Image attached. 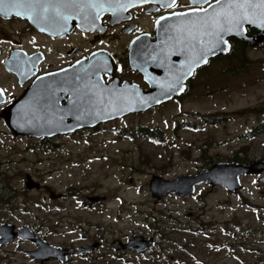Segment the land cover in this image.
Listing matches in <instances>:
<instances>
[{"label": "rangeland", "instance_id": "rangeland-1", "mask_svg": "<svg viewBox=\"0 0 264 264\" xmlns=\"http://www.w3.org/2000/svg\"><path fill=\"white\" fill-rule=\"evenodd\" d=\"M72 40L83 42L79 36ZM247 56L244 69L235 72L233 62L217 60L182 99L94 134L61 139L53 151L15 138L0 122V192L11 184L3 196L21 204L15 214H4L21 218L20 224L50 214L48 193L26 189L29 174L67 194L59 214L66 219L52 237L55 243L87 242L96 225L117 239L162 228L160 261L130 258L128 263L264 264L263 174L243 177L244 188L235 194L203 184L189 197L169 193L156 201L149 188L153 176L177 179L230 159L264 162V125L259 127L264 123V49L248 50ZM15 84L7 86L14 93ZM207 114L215 115L208 118L212 123L199 116ZM89 196L105 200L86 208L82 199ZM15 249H0V264H29L20 254L5 260Z\"/></svg>", "mask_w": 264, "mask_h": 264}, {"label": "water", "instance_id": "water-1", "mask_svg": "<svg viewBox=\"0 0 264 264\" xmlns=\"http://www.w3.org/2000/svg\"><path fill=\"white\" fill-rule=\"evenodd\" d=\"M211 1L199 0L194 3L193 0L192 4L207 6ZM177 2L178 0L174 3L173 0H81L79 4L65 6L56 0H51L50 3L46 0L45 4L35 7L5 6L0 11V17H19L28 20L40 32L67 37L75 29L88 32L101 30V20L108 15L112 18L110 23L114 24L136 7L152 5L170 10ZM91 4H95V7ZM169 4L172 6L169 7ZM258 5L259 0H252L251 5L246 4L245 0H217L199 11L196 9L163 16L157 23L155 38L149 40L142 37L132 45L129 53L130 67L142 74L149 86L148 91H143L136 83L125 82L119 85L114 81L106 84L102 79L104 64L100 63L97 55H93L88 60L36 79L28 88L26 96L4 111L6 125L14 136H61L92 128L130 113L144 112L179 98L185 93L188 81L198 69L207 65L211 59L230 53V39L245 40L249 45L260 42L259 38L253 40L247 37L246 33L247 27H256L264 33V8ZM17 12L21 15H16ZM64 17L68 19L65 20ZM25 58L29 61L22 63L21 56L13 54L7 61V68L15 72L23 84L36 73L32 70L40 62V59L35 61L37 55ZM23 67H28L29 70L25 75H22ZM61 95L69 97L65 106L59 104ZM0 101H5L2 95ZM262 173L263 161H254L248 166L218 163L207 171L184 175L176 180L154 176L150 182V190L156 200H161L172 192L189 197L195 194L197 186L209 183L211 187L221 186L235 194L243 188V176ZM260 182H264V176ZM26 187L33 190L40 189L41 185L27 176ZM13 229L11 225H0V243L9 244L16 237L33 240L28 229L19 233H15ZM138 240L143 238L130 243L133 247H138L134 248L136 251L145 250L153 242V239L148 240L138 246ZM49 248L63 252L60 248ZM90 250L91 248L82 249L81 252ZM54 254L55 257H61V254Z\"/></svg>", "mask_w": 264, "mask_h": 264}, {"label": "flooded vegetation", "instance_id": "flooded-vegetation-1", "mask_svg": "<svg viewBox=\"0 0 264 264\" xmlns=\"http://www.w3.org/2000/svg\"><path fill=\"white\" fill-rule=\"evenodd\" d=\"M192 1L193 0H179L171 10H164L162 7H153L152 5L140 6L128 11L114 24L110 23L111 16L108 15L101 20V30L97 32H87L75 29L67 37H57L40 32L34 28L28 20L19 17H0V71L2 70L0 74V90H2V96L5 99L3 103L0 101V122H3L7 127L3 117L4 111L11 105L22 100L26 96L28 88L36 79L48 73L61 71L62 69L76 65L78 62L88 60L93 55H97L100 63L102 65L104 64L102 68V79L106 84H110L114 81L118 82L119 85L125 82L132 84L136 83L142 87L143 91H148L149 86L145 82L144 77L139 72L131 69L129 65L130 49L132 45L140 41L142 37H144V39L153 40L157 32V23L163 16L204 8L203 6L193 5ZM216 1L217 0H212L210 4ZM246 33L247 37L253 40L259 38L260 42L255 45H249L245 40L232 38L229 40L231 46L230 53L233 48V40H238L240 46L245 48L246 51L264 49V33H261L256 27H247ZM75 36L81 37L83 42L73 43L72 38ZM13 54L20 55L22 63H27L29 61H27L25 57L33 58V56L37 55L35 61L40 59L38 67L32 70L36 73L24 84L20 82V78L15 72L7 68V61ZM229 54L227 56L213 58L207 65L198 69L188 81L185 95L189 94V88H191L190 86L193 85L195 79L199 78L210 69V66H212L215 61L229 60ZM53 56L56 61H49ZM21 70L22 75H25L27 71H29L28 67H23ZM10 81L16 82L15 85L18 88L16 93L10 91V88L7 87ZM67 99H69L68 96L61 95L59 104L65 106ZM180 99H182V97L177 100ZM162 106L163 105L155 108H160ZM153 109L140 113H130L113 121L95 126L94 128H85L63 136L42 137L39 139L13 136L17 139H29L30 142L33 141L34 144L37 143L40 146H46L44 148H49L48 150L53 151L55 145L58 144L61 139L94 134L99 132L104 125L123 120L133 115L148 113ZM27 176L32 178L29 174H26V177ZM33 180L36 181L35 179ZM40 182H38L41 185L39 191L47 192L50 198L51 205L47 206L50 214L46 215L44 218H36V220L39 218L40 220L35 223L25 222L20 224L21 218H13L14 215L10 216L9 214H4L5 211L10 214H15L16 209H18L21 204L17 205L13 203L15 201L7 200L8 197L0 203V225L13 226L15 233H19L23 231V229H28L30 236L33 238V240H23L20 237H16L14 241L9 244L0 243V249L2 250H8L13 246L16 247L11 253H6L5 260L10 261L12 255L20 254L25 257V262L29 264H130L128 263L130 258L151 261L149 260L150 257H156L158 262L160 261L163 256V248H161L163 242L162 228H155V230L152 232L149 231L148 233L133 231L130 235L117 239L111 238L108 230L103 228L102 225H96L98 229L95 236L87 238V242L81 244L53 242L52 237L56 234L57 230H59L62 220L66 219L65 217L59 216V214L61 210L65 209L64 205H62V201L67 199V194L66 192H56L54 188ZM8 188L11 189L13 187L6 182L3 192L7 193L6 191H8ZM104 200V197L89 196L82 199V204L86 206V208H91L94 204L103 202ZM40 206L45 207L42 204H40ZM81 225L82 224L79 222L75 224V226L82 229L83 227ZM105 234H108L109 237H106ZM137 238H143V240H138L140 244H138V246H142L141 244H144L148 240L152 241L153 239V242L145 250L136 251L134 248L138 247H133L130 243ZM0 240H2L1 237ZM51 246L60 248L61 250L63 249V252H56L55 249L49 248ZM93 246L96 247L93 248ZM154 246H158V252L155 256H152L153 252L157 251L152 250ZM87 248H91V250L81 252L82 249ZM54 253L61 254V257H55ZM52 254H54V257Z\"/></svg>", "mask_w": 264, "mask_h": 264}, {"label": "trees", "instance_id": "trees-1", "mask_svg": "<svg viewBox=\"0 0 264 264\" xmlns=\"http://www.w3.org/2000/svg\"><path fill=\"white\" fill-rule=\"evenodd\" d=\"M232 44H233V48H232L231 53L229 54L230 59L227 60V61L233 62V63H231V65H232L233 69L235 68V72H236L240 68L244 69L247 66V64H248V56H247V51L245 50V48H242L240 46L238 40H233ZM227 70H231V68L230 69L227 68ZM229 76H232V75L229 74ZM199 116L201 118L205 119L207 123H208V121L210 123H212L213 119L211 120V119H208V118H212L215 115L207 114V116H205V115H199ZM263 125H264V123L261 124L259 127H262ZM229 161L233 162V163H237V164L248 165V161L245 160V159H241V160H239V159H230ZM3 194H4L3 192H0V202L5 200Z\"/></svg>", "mask_w": 264, "mask_h": 264}, {"label": "snow or ice", "instance_id": "snow-or-ice-1", "mask_svg": "<svg viewBox=\"0 0 264 264\" xmlns=\"http://www.w3.org/2000/svg\"><path fill=\"white\" fill-rule=\"evenodd\" d=\"M46 0H0V11H3L5 6H11V7H17V6H24L27 5L28 7H35L39 5L45 4ZM47 2H51V0H47ZM57 3L65 6H71V5H76L81 2V0H56ZM175 0H173V3ZM199 2V0H194V3ZM204 2H207V0H204ZM246 4L251 5L252 0H245ZM92 7H95V4H91ZM169 7L172 6V4L168 5ZM243 7L244 5H240ZM260 7L264 8V0H259V5ZM45 10H47L45 8ZM202 10V9H197ZM16 15H21V13L17 12ZM65 20L68 19V17H64ZM206 63L207 60H204ZM0 95H2V90H0Z\"/></svg>", "mask_w": 264, "mask_h": 264}]
</instances>
